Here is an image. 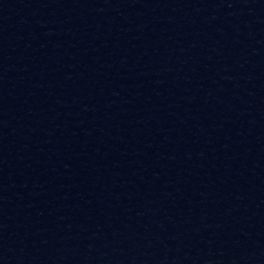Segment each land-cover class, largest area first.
Returning <instances> with one entry per match:
<instances>
[{
	"label": "water",
	"instance_id": "1",
	"mask_svg": "<svg viewBox=\"0 0 264 264\" xmlns=\"http://www.w3.org/2000/svg\"><path fill=\"white\" fill-rule=\"evenodd\" d=\"M0 212L40 264H264V0H0Z\"/></svg>",
	"mask_w": 264,
	"mask_h": 264
}]
</instances>
